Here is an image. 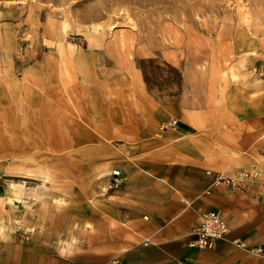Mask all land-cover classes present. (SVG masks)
Instances as JSON below:
<instances>
[{
  "label": "rangeland",
  "instance_id": "1",
  "mask_svg": "<svg viewBox=\"0 0 264 264\" xmlns=\"http://www.w3.org/2000/svg\"><path fill=\"white\" fill-rule=\"evenodd\" d=\"M263 66L264 0H0V201L15 203L9 231L69 247L63 256L79 241L87 247L78 208L88 219L125 181L104 169L116 142L90 141L93 129L109 128L96 129L90 115L109 114L120 77L138 72L147 94L180 115L264 84ZM171 118L179 123L167 117L159 133L177 128L160 129ZM67 220L65 239L57 230Z\"/></svg>",
  "mask_w": 264,
  "mask_h": 264
},
{
  "label": "crops",
  "instance_id": "2",
  "mask_svg": "<svg viewBox=\"0 0 264 264\" xmlns=\"http://www.w3.org/2000/svg\"><path fill=\"white\" fill-rule=\"evenodd\" d=\"M131 74L118 79L109 114L100 107L90 115L96 129L109 126L104 132L93 129L90 141L116 142V158L104 169L120 170L125 181L110 193L111 199L99 201L96 209L91 206L88 219L85 205L78 208L82 222L74 226L81 238H88L87 247L79 241L78 246L71 245L72 256H63L60 253L69 247L53 249L33 234L23 238L10 232L7 222L15 203L0 201V264H113L112 259L121 264H264V259L231 242L239 238L248 246L264 248V178L244 191L216 186L206 192L205 174L212 170L233 175L243 168L262 171L264 84L255 80L248 89H239L236 99L230 95L217 106L179 115L147 94L138 72ZM171 116L179 120L177 128L159 133L158 124ZM6 195L1 185L0 199ZM63 202L66 212L75 210L68 208L69 201ZM43 205L45 214L52 216L54 203ZM215 209L222 211L230 232L214 246L198 248L192 244L191 231L203 212ZM66 212L62 217L69 216ZM68 222L62 221L57 230L66 234L65 239L73 231ZM145 238L150 239L147 245L142 244ZM107 240L111 249L103 250Z\"/></svg>",
  "mask_w": 264,
  "mask_h": 264
},
{
  "label": "built area",
  "instance_id": "3",
  "mask_svg": "<svg viewBox=\"0 0 264 264\" xmlns=\"http://www.w3.org/2000/svg\"><path fill=\"white\" fill-rule=\"evenodd\" d=\"M264 72V66L262 67ZM177 126V120L171 118L160 124V129H173ZM205 174L209 177V184L206 192H209L212 187L225 186L234 191H244L246 187L258 181V176L264 178V170L257 172L251 168H243L236 174H227L218 171L206 170ZM118 173L114 172L113 176ZM116 182L119 180L114 178ZM256 198V197H255ZM230 232L227 221L224 219L222 211L219 209L208 210L200 215V220L192 229L191 234L194 236L193 245L198 248L212 247L217 240H224ZM236 247L247 250L251 255L264 259V248L260 246H248L244 241L235 238L231 241ZM150 243L149 238H145L144 245ZM113 264H121L117 259L110 261ZM102 264V263H99Z\"/></svg>",
  "mask_w": 264,
  "mask_h": 264
},
{
  "label": "bare ground",
  "instance_id": "4",
  "mask_svg": "<svg viewBox=\"0 0 264 264\" xmlns=\"http://www.w3.org/2000/svg\"><path fill=\"white\" fill-rule=\"evenodd\" d=\"M105 13V12H104ZM104 16V15H103ZM87 17V16H86ZM101 17V16H100ZM122 17V16H121ZM94 18V17H93ZM111 25V24H110ZM108 26V25H107ZM88 27V26H87ZM90 27V26H89ZM89 27L87 28V29H89ZM102 27V26H101ZM110 27V26H109ZM91 28L92 29H96L97 28V26H96V24L95 25H92L91 26ZM99 28V27H98ZM112 28V27H111ZM99 32V31H98ZM113 171H115V172H117L116 170H113Z\"/></svg>",
  "mask_w": 264,
  "mask_h": 264
},
{
  "label": "trees",
  "instance_id": "5",
  "mask_svg": "<svg viewBox=\"0 0 264 264\" xmlns=\"http://www.w3.org/2000/svg\"><path fill=\"white\" fill-rule=\"evenodd\" d=\"M146 80V79H145Z\"/></svg>",
  "mask_w": 264,
  "mask_h": 264
}]
</instances>
